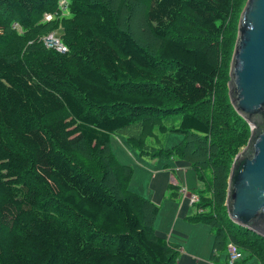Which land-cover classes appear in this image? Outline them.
Wrapping results in <instances>:
<instances>
[{
  "label": "trees",
  "instance_id": "1",
  "mask_svg": "<svg viewBox=\"0 0 264 264\" xmlns=\"http://www.w3.org/2000/svg\"><path fill=\"white\" fill-rule=\"evenodd\" d=\"M247 1L70 0L62 16L59 0H0V264H177L159 204L130 190L110 147L122 133L140 157L194 169L188 219L210 227L214 254L232 242L264 264V238L226 206L252 133L228 94ZM53 32L67 52L45 46ZM168 132L181 143L157 146Z\"/></svg>",
  "mask_w": 264,
  "mask_h": 264
},
{
  "label": "water",
  "instance_id": "2",
  "mask_svg": "<svg viewBox=\"0 0 264 264\" xmlns=\"http://www.w3.org/2000/svg\"><path fill=\"white\" fill-rule=\"evenodd\" d=\"M231 60L230 101L252 133L232 164L226 206L235 224L264 238V0L247 1Z\"/></svg>",
  "mask_w": 264,
  "mask_h": 264
},
{
  "label": "crops",
  "instance_id": "3",
  "mask_svg": "<svg viewBox=\"0 0 264 264\" xmlns=\"http://www.w3.org/2000/svg\"><path fill=\"white\" fill-rule=\"evenodd\" d=\"M155 160V159H154ZM171 163L155 168L153 171L144 170L145 175L151 178L152 184L148 186V193L140 189L139 194L153 200L163 207L167 204L166 210L159 213L156 221V232L167 240L181 245V255L177 264H227L226 252L214 254V236L211 229L202 223H193L188 216L194 212L189 196L197 189V176L184 161L170 159ZM157 165V162H155ZM180 186L179 193L183 192L186 198L177 200L178 193L174 194ZM171 201V202H167ZM175 206V207H173ZM170 208L173 210L170 211ZM193 211V212H192ZM246 259L244 264H250ZM258 261V260H257ZM254 264H260L253 259Z\"/></svg>",
  "mask_w": 264,
  "mask_h": 264
},
{
  "label": "rangeland",
  "instance_id": "4",
  "mask_svg": "<svg viewBox=\"0 0 264 264\" xmlns=\"http://www.w3.org/2000/svg\"><path fill=\"white\" fill-rule=\"evenodd\" d=\"M134 1L137 4V6H141L140 4H143V2L145 0H134ZM244 8L245 7L242 8V12H243ZM242 12H241V10H240V12H238V14H240L239 17H238V20L239 21H240ZM63 13L65 15H68V11H63ZM139 20H140V18H139ZM139 20L137 22V19L135 18V20L132 22V25L135 26V27H139V25H140ZM239 21H238V26H239ZM138 29L137 30H133L137 35L140 34V32H139ZM53 33H56L58 35L57 32H53ZM149 42L152 44V41H148V43ZM232 58H233V56H232ZM231 63H232V61H231ZM230 69H231V64H230ZM151 139L154 140L155 138H151ZM182 140H183V135L181 133H178V132H168V133L165 134V136H162V141H160V140L158 141V140L155 139L154 142L156 143L157 146H161V147H164V148H167V149H173L175 146L179 145ZM110 145H111L110 147H111L112 151L114 153H116V155L118 156V158L120 159V161L122 163L126 164V165L132 166L133 169H134L133 179H132L131 184H130V187H129L130 190L133 191V192H137L140 189H142V191L144 193H148L147 192L148 186L150 184H152V180H151V178H149L148 176L145 175V173H144L145 172L144 171L145 169L146 170L148 169L149 171H153L155 168L161 169L162 167H164L167 164H170L171 163L169 161V159H167V158H165V159L164 158H158V159H155L154 160V159L140 157L139 154L133 149V147L130 146L127 143L126 137L123 135V133L122 134H113L111 136ZM243 148L241 149V151L243 150ZM155 162H157V165L155 164ZM196 185H198L197 186V189H203L204 188L202 183H199L198 182V184H196ZM173 189L174 190H177L176 188H173ZM179 191H180V189H179ZM179 191H178V195L179 196L177 197V200L175 201L174 204H176L177 201H180L181 200L180 197L181 198H186V195L183 192H181L182 194H180ZM137 193H139V192H137ZM140 195H142V194H140ZM167 202H171V201H167ZM167 204H172V203H166V205L163 207V209H162V206L159 204V206H160V213H162V210H163V212L166 210V208L168 206ZM173 207H175V206H173ZM172 210L173 209L170 208V211H172ZM193 213H191V215ZM205 226L208 229H210V227L208 225H205ZM248 259H250L249 260L250 261L249 262L250 264H254L253 259L256 262H258L257 259H255V258H248Z\"/></svg>",
  "mask_w": 264,
  "mask_h": 264
},
{
  "label": "built area",
  "instance_id": "5",
  "mask_svg": "<svg viewBox=\"0 0 264 264\" xmlns=\"http://www.w3.org/2000/svg\"><path fill=\"white\" fill-rule=\"evenodd\" d=\"M70 5V0H59V10L62 13V16L65 15L63 11H68ZM56 15L52 13H47L45 15L46 21H52ZM43 42L48 49H53L55 51L64 53L68 51V47L62 41V39L56 34L51 33L43 38ZM198 196L195 193L190 194L189 199L191 204L198 202ZM227 264H244L245 262V253L234 243H229L227 247Z\"/></svg>",
  "mask_w": 264,
  "mask_h": 264
}]
</instances>
